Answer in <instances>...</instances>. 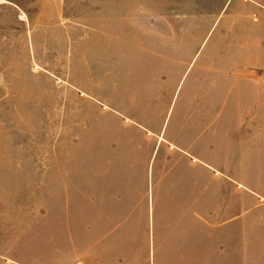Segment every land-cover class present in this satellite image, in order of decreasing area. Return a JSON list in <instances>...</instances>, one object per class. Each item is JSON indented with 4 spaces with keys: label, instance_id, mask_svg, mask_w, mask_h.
I'll return each mask as SVG.
<instances>
[{
    "label": "rangeland",
    "instance_id": "obj_1",
    "mask_svg": "<svg viewBox=\"0 0 264 264\" xmlns=\"http://www.w3.org/2000/svg\"><path fill=\"white\" fill-rule=\"evenodd\" d=\"M153 217L264 257V0H0V264H79L89 224L130 258Z\"/></svg>",
    "mask_w": 264,
    "mask_h": 264
},
{
    "label": "crops",
    "instance_id": "obj_2",
    "mask_svg": "<svg viewBox=\"0 0 264 264\" xmlns=\"http://www.w3.org/2000/svg\"><path fill=\"white\" fill-rule=\"evenodd\" d=\"M163 123V132L157 137L159 141L168 143L170 154L174 156L184 154L185 160L194 169H202L205 172L209 169L213 172L217 171L219 167L217 155L203 150L198 151L200 141L195 137L197 129L194 125L184 133H171L170 118L165 119ZM122 218L119 221L126 222L127 216ZM154 220L153 217V230L149 232L145 249L143 245L142 247L138 245L141 243L140 238H145L143 232L141 237L135 235L130 258L129 247L124 245L126 243L124 239L126 238L127 241L128 237V231L122 229L125 225L120 224L119 229L115 228L114 236L110 234L101 239L95 236L97 226L89 224L87 238L83 241L82 247L76 251L74 262L79 264H264V257H255L245 248L241 249L238 233L232 229L217 230L216 244L209 246L207 231L160 230L156 228V224L154 225ZM233 221L234 217L221 227L230 225ZM109 240L113 244L110 249L106 246Z\"/></svg>",
    "mask_w": 264,
    "mask_h": 264
}]
</instances>
